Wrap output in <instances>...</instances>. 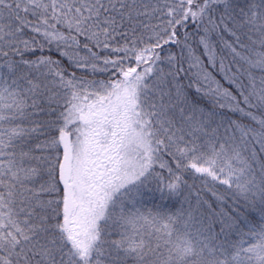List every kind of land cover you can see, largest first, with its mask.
I'll list each match as a JSON object with an SVG mask.
<instances>
[{
    "label": "snow or ice",
    "instance_id": "6c2138e0",
    "mask_svg": "<svg viewBox=\"0 0 264 264\" xmlns=\"http://www.w3.org/2000/svg\"><path fill=\"white\" fill-rule=\"evenodd\" d=\"M0 264H264V0H0Z\"/></svg>",
    "mask_w": 264,
    "mask_h": 264
},
{
    "label": "trees",
    "instance_id": "16d2710c",
    "mask_svg": "<svg viewBox=\"0 0 264 264\" xmlns=\"http://www.w3.org/2000/svg\"><path fill=\"white\" fill-rule=\"evenodd\" d=\"M152 203H153L152 201H149L147 206L151 207ZM156 203H159V201L157 200ZM169 207L171 208V205H169ZM176 207H179V205H176ZM171 210L175 211V208H172Z\"/></svg>",
    "mask_w": 264,
    "mask_h": 264
}]
</instances>
